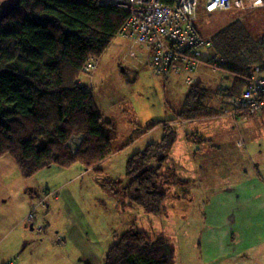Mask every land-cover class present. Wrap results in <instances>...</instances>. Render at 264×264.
<instances>
[{
	"label": "rangeland",
	"instance_id": "rangeland-1",
	"mask_svg": "<svg viewBox=\"0 0 264 264\" xmlns=\"http://www.w3.org/2000/svg\"><path fill=\"white\" fill-rule=\"evenodd\" d=\"M205 12L201 4L192 15L202 34L242 13L253 36L264 34V10ZM95 60L93 75L79 82L91 88L104 119L111 120L104 133L112 138L114 153L98 171L80 164L49 165L31 178L11 157H0V264H103L108 248L132 224L166 243L172 264H264V111L251 115L233 108L235 97L219 116L176 120L174 126L188 87L182 76L158 77L141 49L120 33ZM203 64L208 58L201 61L198 86L203 85ZM208 77L206 85L228 86L229 74L220 68L211 66ZM159 120L170 121L176 135L161 174L167 198L162 215L155 216L124 195L116 199L101 180L127 183L128 158L161 141L164 127L154 125ZM222 144L237 151L225 146L215 153ZM31 212L34 221L24 223ZM20 221L23 226L16 229Z\"/></svg>",
	"mask_w": 264,
	"mask_h": 264
},
{
	"label": "trees",
	"instance_id": "trees-1",
	"mask_svg": "<svg viewBox=\"0 0 264 264\" xmlns=\"http://www.w3.org/2000/svg\"><path fill=\"white\" fill-rule=\"evenodd\" d=\"M127 17L124 9L98 0H20L19 8L1 19L0 157H11L24 177L49 165L63 169L80 164L98 171L114 153L102 110L91 88L79 81L89 78L83 70L86 59L100 58ZM207 38L213 53L224 59L214 68L229 74L228 86L188 87L173 122L221 115L250 84L255 69L264 71V34L253 36L241 19L230 20ZM169 123L157 121L154 125L164 127L161 141L128 158L125 185L118 179L101 180L116 199L124 195L155 216L162 215L167 198L160 182L175 143ZM75 135L83 140L73 149L69 142ZM165 246L132 224L108 248L103 264H172Z\"/></svg>",
	"mask_w": 264,
	"mask_h": 264
},
{
	"label": "built area",
	"instance_id": "built-area-1",
	"mask_svg": "<svg viewBox=\"0 0 264 264\" xmlns=\"http://www.w3.org/2000/svg\"><path fill=\"white\" fill-rule=\"evenodd\" d=\"M99 4L124 9L127 20L119 33L131 40L148 59L149 66L158 76L171 73L182 76L188 87L198 81L202 59L208 58L213 67L224 64L222 57L208 54L209 38L203 37L192 20V15L203 4L208 13L227 11L232 8L251 10L264 6V0H98ZM96 67L94 56H89L84 72L93 75ZM255 69V76L240 97L232 100V107L257 115L264 111V76ZM91 75V76H92ZM232 108V109H233ZM75 143L79 136H72ZM34 221L33 212L26 216ZM12 264V263H9Z\"/></svg>",
	"mask_w": 264,
	"mask_h": 264
},
{
	"label": "crops",
	"instance_id": "crops-1",
	"mask_svg": "<svg viewBox=\"0 0 264 264\" xmlns=\"http://www.w3.org/2000/svg\"><path fill=\"white\" fill-rule=\"evenodd\" d=\"M233 9V8H232ZM234 9H237L238 11H240V12H246V13H250V12H252L253 14L254 13H257L258 11H262V10H264V6H260V7H258V8H254V9H251V10H241V9H238V8H234ZM231 10V9H230ZM222 12H224V11H222ZM214 13H218V12H213V13H210V14H214ZM207 14V13H206ZM242 14H244V13H242ZM242 14H240L239 16H241ZM252 15V14H251ZM237 17V18H239V19H241V21H243V23H244V25H245V23H247L248 22V20H247V22H246V20L244 21L241 17ZM237 18H235V19H237ZM231 20H232V18H231ZM208 35V34H207ZM207 35H205V36H207ZM210 35V34H209ZM203 66V84H207L206 82H204V81H206L207 79H209V69H210V65L208 64H203L202 65ZM158 77H160V76H158ZM180 77L181 76H176L174 79H176V80H179L180 79ZM160 78H162V77H160ZM182 78V77H181ZM173 79V80H174ZM182 80V79H181ZM188 88V87H187ZM186 88V89H187ZM187 91V90H186ZM263 116V115H262ZM106 122H107V124L106 125H109L110 127H111V123H110V119L109 120H105ZM178 123V121H176L175 123H174V126L176 125ZM182 124H184V122H181ZM155 124V123H154ZM150 128V127H149ZM149 128L147 129V131H149V132H151V131H153L154 129H156V127L154 128V129H151V130H149ZM158 129V128H157ZM156 131V130H155ZM204 142V141H203ZM205 145V144H204ZM204 145H203V147H204ZM226 146V148H228V150L227 151H231L232 153H234L235 154V152L237 151V146H230V145H228V144H222L221 145V148H219V149H215V150H217V151H215V153H217V154H219V153H221L222 152V150L223 149H225V148H223V147H225ZM233 157H234V155H233ZM42 184V183H41ZM248 217V216H247ZM24 221V223H27V222H29V221H27L26 219H24L23 220ZM33 224H31L30 225V227H31V230H34V229H36L37 228V225H36V223H34V222H32ZM239 223V222H238ZM23 226V222H21L20 221V223H18V224H16V229L18 228V227H22ZM25 228H26V226H25ZM236 230H239V229H236ZM241 231H242V229H241ZM251 230H249V231H247V232H250ZM262 231H264V230H262ZM261 232V231H260ZM243 233H245L244 231H243ZM59 260H56V259H53V260H51V262H54V263H56V262H58ZM13 264V263H12Z\"/></svg>",
	"mask_w": 264,
	"mask_h": 264
},
{
	"label": "water",
	"instance_id": "water-1",
	"mask_svg": "<svg viewBox=\"0 0 264 264\" xmlns=\"http://www.w3.org/2000/svg\"><path fill=\"white\" fill-rule=\"evenodd\" d=\"M19 5L20 0H3L0 4V12L3 14L0 17V21L6 16L7 13L17 10L19 8Z\"/></svg>",
	"mask_w": 264,
	"mask_h": 264
},
{
	"label": "bare ground",
	"instance_id": "bare-ground-1",
	"mask_svg": "<svg viewBox=\"0 0 264 264\" xmlns=\"http://www.w3.org/2000/svg\"><path fill=\"white\" fill-rule=\"evenodd\" d=\"M35 219V218H34ZM232 241V240H231Z\"/></svg>",
	"mask_w": 264,
	"mask_h": 264
}]
</instances>
